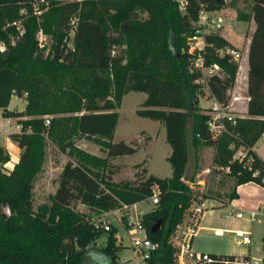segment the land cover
<instances>
[{"label":"trees","instance_id":"1","mask_svg":"<svg viewBox=\"0 0 264 264\" xmlns=\"http://www.w3.org/2000/svg\"><path fill=\"white\" fill-rule=\"evenodd\" d=\"M38 1L0 0V37L8 44L0 51V110L20 119L22 130L9 136L23 150L14 167L5 170L2 163L9 156L0 146V264H119L123 246L117 242V228L111 224L107 230L98 229L96 219L77 209V204L110 211L147 200L154 188L160 191L157 208L143 216L147 237L155 245L147 248L146 260L176 264L170 238L198 195L182 180L188 160V117L194 118L196 146L215 145L214 165L235 179L228 200L209 194H203V199L216 198L225 204L238 197V185L264 186V159L254 150L264 133V0H186L185 11L178 0H54L45 14L55 39L47 59L39 53L40 23L34 14ZM240 2L244 7L238 8L237 18L256 23L247 53V112L236 114L235 122L226 119L227 130L214 137L210 109L200 107L197 91L205 84L197 81L201 72L190 70L187 38L195 32L202 8L220 10ZM45 30L49 31L47 26ZM206 40L207 64L219 63L225 71L222 77L208 79L209 91L228 104L238 63L218 50L237 47L218 32L207 34ZM23 90L28 94L25 109H9L14 93ZM131 91L147 94L137 114L166 128L172 149L167 157L170 177L145 173L139 175L138 183H116L112 172L105 174L90 165L89 156L80 159L70 154L72 134L99 138L106 145L108 157H93L94 165L107 166L109 158L139 150L134 141H113L121 99ZM46 137L64 152L69 148L70 158L51 204L36 210L34 186L46 157ZM241 148L246 151L242 159L236 157ZM121 218L126 224L124 213ZM159 218L162 227L152 232ZM106 232L109 236L103 237ZM101 237L105 244L98 242ZM210 254L220 259L238 256Z\"/></svg>","mask_w":264,"mask_h":264},{"label":"rangeland","instance_id":"2","mask_svg":"<svg viewBox=\"0 0 264 264\" xmlns=\"http://www.w3.org/2000/svg\"><path fill=\"white\" fill-rule=\"evenodd\" d=\"M53 4L54 0H46L44 2L39 0L34 4V14L38 17L40 23V28L37 33L39 39V53L44 59L52 56L55 44V39L51 32L50 20H48V17L45 15ZM144 15L146 16V14ZM233 17L234 10H231L230 17L227 19L224 18L223 32L236 43H241L246 32V24ZM18 22V24H20L21 20ZM46 26L49 29L48 32L45 30ZM4 43L5 47H8L7 42ZM11 43L15 44L13 35H11ZM69 45L72 46V40H70ZM173 47L176 48L175 42L173 43ZM240 50L244 56L247 55L245 47H242ZM244 63L246 64V57L241 61V64L244 65ZM244 71V67L238 70L234 86L228 92L229 98L233 103L232 108H234V112L237 114L243 113L242 111L246 104L244 96L247 95V91L246 87L243 85L244 83H242L246 78V73L244 74ZM197 92L200 107L202 111H206L207 107L214 103L213 96L207 86H201ZM236 95L242 97L236 100L234 99ZM27 97L28 94L25 90L21 93H17V95H13L9 108L14 111L24 110L27 104ZM146 97L147 94L145 92L131 91L122 97L118 108L120 117L113 141H134L139 148L136 153L118 156L115 159L109 158V165L107 166H104L102 162H99L98 165H94V161H92L93 157H108L106 145H104L99 138L83 137L72 134L68 138L72 143V153L70 154L80 159H87L89 156L87 160L89 164L93 165L102 173L107 174L112 172L113 181L116 183H138L140 181L138 178L139 175L145 173V176L150 173L160 177L172 176V167L167 159L171 147L166 141L165 129L161 132L163 125L158 120L137 114V110L143 107V101ZM47 117L49 116L47 115ZM190 117L187 118V121ZM191 118L194 119L193 117ZM19 120L20 119L17 117L6 116V114L0 110V146H3L6 154L9 156V158L2 163V167L5 170H11L14 167L19 161L23 151L17 142H11L10 133L4 131L6 128L12 132L18 124L22 126ZM46 138V157L42 170L36 177L34 186V206L36 210L44 204H51V195L55 193L58 187L59 175L66 161L70 158L68 153L70 151L69 148L64 152L56 141H53L49 137ZM257 146L259 152L264 157L263 138L258 141ZM195 147L196 155L194 158L196 171L194 178L189 184H191L195 193L198 194L194 197L193 201L203 200L208 210L205 211L200 222V225H203L204 228H199L197 234L193 237L192 249L196 252H208L216 255L249 253L253 255V261L258 260L259 264H264V211H261L257 219L251 222L249 220V214L246 211H244V218L239 219L236 215L237 211H234L229 204H222V202L216 198L203 199V194H209L211 197L219 196L228 200V194L235 188V179L227 170L219 169L214 165L213 158L217 149L215 145L201 143L198 147L195 144ZM241 151L246 153V151L241 148L237 152L236 157L239 156ZM76 208L90 213L93 219L108 221L117 228V242L123 246L120 252L119 264H148L146 258L143 257L147 248L133 245L135 239H143L145 237V232L139 230L136 234L132 235L129 232L130 226L128 223L125 224L119 211H93L81 203H78ZM156 208L157 204L152 203V198L150 196L145 202H140L138 205L132 206L130 210L133 218L140 214L138 218L142 219L146 212ZM190 213L189 209L186 213L185 220L182 222L183 225L188 223ZM210 227L251 229V239L253 243L250 245H239L235 242L234 233L227 232L224 235H217L212 229H209ZM170 240L174 247L175 263L180 264L178 261L180 235L177 228L172 233ZM98 242L101 245L105 244V239L101 237Z\"/></svg>","mask_w":264,"mask_h":264},{"label":"built area","instance_id":"3","mask_svg":"<svg viewBox=\"0 0 264 264\" xmlns=\"http://www.w3.org/2000/svg\"><path fill=\"white\" fill-rule=\"evenodd\" d=\"M46 0H41L44 2ZM180 4V9L185 11L186 0H178ZM75 26V22H73ZM195 32L188 37L187 41V50L192 54L190 70L191 71H199L201 72V76L197 79L198 82L205 84L208 87V79L211 76H223L225 71L223 67L219 63L207 64V40L206 35L213 32H218L224 28V16L219 13V10H208L206 8H202L199 12L198 19L195 21ZM6 49L4 41L0 37V51H4ZM219 54L222 56H230V59L236 61L238 63V70L241 68V61L247 57L244 56L242 51L239 48L224 46L218 50ZM17 95V92L14 93ZM242 96L236 95L234 99L238 100ZM249 98V97H248ZM232 102L229 99L228 104H223L214 98V103L210 104L209 113L211 114V118L209 121V128L214 137H218L223 134L227 130L226 119L232 120L235 122V115L232 110ZM49 122V120H47ZM22 130L21 125H17L15 130L12 132H19ZM4 131L7 133L9 130L6 128ZM264 139V133L261 136V139ZM245 153L240 152L239 157L242 159L245 157ZM254 174H258V170L254 172ZM264 180V179H263ZM159 190L154 188L153 194L151 195L152 203L157 204L159 202ZM134 205V204H132ZM132 205L123 204L122 208L113 209L110 211H119L121 215L124 213L127 223L130 226L129 232L134 235L139 230H143L145 232V237L143 239L137 238L133 241L134 246H144L146 248L150 246H155L152 241L147 237L146 228L143 222V218L139 219V215L135 218L132 217L130 208ZM130 210V211H129ZM208 208L205 206L203 200L193 201L190 207V218L188 223L184 225L182 222L178 224L177 230L179 231L180 241L178 246V261L180 264H218L219 262L222 264H235L245 262V264H259L258 260H243L241 255L236 256L235 258H226L220 259L206 252H196L192 249V241L193 237L197 234L199 229V225L201 222L202 215L207 211ZM264 211V203L258 206L255 209L248 211L249 220L251 222L257 219L258 214ZM238 218H244V210L236 212ZM95 225L98 229H109L110 223L108 221H104L101 219H97L95 221ZM227 232H231L235 234V242L239 245L242 244H250L252 242L251 229H221L215 230L217 235H224ZM143 257H147L145 253Z\"/></svg>","mask_w":264,"mask_h":264},{"label":"crops","instance_id":"4","mask_svg":"<svg viewBox=\"0 0 264 264\" xmlns=\"http://www.w3.org/2000/svg\"><path fill=\"white\" fill-rule=\"evenodd\" d=\"M242 7H244V4L242 2H240L237 7H229L228 6V7H224L222 9H220L219 13H221L224 16V18L227 19L228 17H230L231 10H234V17L233 18L238 19L237 18L238 8H242ZM239 21L245 22V24H246V32L244 34V38L242 39L241 43H236L234 40H232L229 37H227L224 34L223 29L220 31V33L223 36H225L228 40H230L237 48L241 49L242 47H245L246 52L248 53L249 46H250V41H251V36H252V33L255 30L256 23H255L254 19L247 20V21H245V20H239ZM246 56H247L246 57V64L245 63H244V65L241 64V67H244V70H245L244 74L246 73V78H245L244 82L242 81V83H244L243 85H244V87H246V90H247L249 62H248V55H246ZM245 96H244V99H246V102H245L246 104H245V106L243 108V111H242L243 113L242 114H245L247 112V102H248L249 98H248L247 95H245ZM213 99H214V97H213ZM231 110H232V112L234 114H237L236 112H234L235 111L234 108L231 107ZM164 129H165V132H166V128L163 125V127L161 129V132H163ZM10 140H11V142L13 141L12 139H10ZM166 141H167V137H166ZM257 145H258V142L254 146V150L264 159L263 155L259 152ZM171 151H172V149L170 150V153H171ZM237 192H238V197L237 198H234V199L228 201L227 203H225V204H229L234 211L238 212V211L244 210V211L248 212V211H250L252 209L257 208L258 206H260V205H262L264 203V186H262V185H260L258 183L248 182V183H245V184L238 185L237 186ZM142 202H145V201H142ZM139 203L140 202L135 203L132 206L138 205ZM239 219H242V218H239ZM201 220H202V218H201ZM199 228L202 229L204 227H203V225H199ZM209 229H212L214 231V233H215L216 229L217 230H221V229L235 230L234 228H224V227H210ZM237 229H241V228H237ZM252 243H253V240H252V242L250 244H252ZM250 244H248V245H250ZM235 255H241V256L247 255L250 258L253 257V255H251L249 253H242V254H235Z\"/></svg>","mask_w":264,"mask_h":264},{"label":"water","instance_id":"5","mask_svg":"<svg viewBox=\"0 0 264 264\" xmlns=\"http://www.w3.org/2000/svg\"><path fill=\"white\" fill-rule=\"evenodd\" d=\"M185 140H186V149L188 160L185 165L184 174L182 176V180L189 183L192 181L196 171V164H195V155H196V147H195V140H194V119L191 117L186 122L185 127ZM163 224V219H157L151 227L152 232L158 231ZM109 236V233H103V237Z\"/></svg>","mask_w":264,"mask_h":264}]
</instances>
